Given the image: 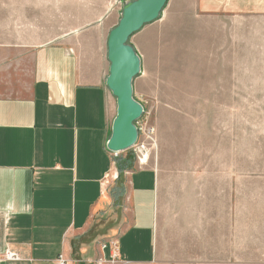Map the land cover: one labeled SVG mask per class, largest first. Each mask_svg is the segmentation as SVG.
Segmentation results:
<instances>
[{
    "label": "crops",
    "instance_id": "crops-1",
    "mask_svg": "<svg viewBox=\"0 0 264 264\" xmlns=\"http://www.w3.org/2000/svg\"><path fill=\"white\" fill-rule=\"evenodd\" d=\"M163 11H198L194 20L205 15L264 20V0H168ZM76 33L63 44L22 50L16 79L0 82L6 86L0 88V253L10 249L21 258L5 264H56L59 256L68 264H153L166 223L161 210L165 173L151 158L140 166L127 151L107 150L117 111L106 87L108 35L103 48L102 37ZM224 39L229 55L240 52V37L230 26L225 25ZM137 78L133 98L142 105L135 96ZM184 169L175 174V187L190 188L191 194L181 204L173 198L178 217L192 216L203 187L195 178L200 171ZM229 171H218L222 179L216 185L206 183L220 192L223 208L231 199ZM206 175L214 179L215 170ZM111 212L116 223L98 231V217ZM179 220L175 225L185 226V232L176 238L174 255L236 256L233 262L241 264L245 234L242 239L239 231L231 235L228 226L218 228L216 236L215 227L207 226V251L199 252L198 226ZM114 251L117 260H112Z\"/></svg>",
    "mask_w": 264,
    "mask_h": 264
},
{
    "label": "rangeland",
    "instance_id": "rangeland-1",
    "mask_svg": "<svg viewBox=\"0 0 264 264\" xmlns=\"http://www.w3.org/2000/svg\"><path fill=\"white\" fill-rule=\"evenodd\" d=\"M128 1L132 0H0V82L16 79L15 63L22 50L66 43L76 39V31L88 39L102 37L104 48ZM194 14L198 11H163L158 21L128 41L142 61L135 96L144 114L135 125L154 128L151 162L158 163L167 180L161 201L166 223L153 264H236V256L174 255L176 238L185 232V226L175 225L177 219L198 226L201 247L195 251H207L210 232L205 227H215L217 236L218 228L230 226L231 235H246L241 264H264V20L246 15L194 20ZM225 25L240 37L241 56L238 48L227 52ZM127 153L135 159L132 150ZM181 168L200 171L195 178L203 187L192 216L178 217L173 200L181 204L191 194L190 188L175 187ZM210 169L215 170L214 179L206 175ZM221 169L230 170L227 208L220 192L206 184L220 182ZM115 219L114 212L108 218L99 216L95 227L103 231ZM216 249L215 245L213 252Z\"/></svg>",
    "mask_w": 264,
    "mask_h": 264
},
{
    "label": "water",
    "instance_id": "water-1",
    "mask_svg": "<svg viewBox=\"0 0 264 264\" xmlns=\"http://www.w3.org/2000/svg\"><path fill=\"white\" fill-rule=\"evenodd\" d=\"M168 0H132L121 10L118 24L107 38L109 75L106 87L116 99V118L112 123L107 150L119 154L136 144L135 125L144 113L143 106L133 98L132 81L140 75V59L128 45L129 39L145 26L159 20Z\"/></svg>",
    "mask_w": 264,
    "mask_h": 264
},
{
    "label": "built area",
    "instance_id": "built-area-1",
    "mask_svg": "<svg viewBox=\"0 0 264 264\" xmlns=\"http://www.w3.org/2000/svg\"><path fill=\"white\" fill-rule=\"evenodd\" d=\"M141 120L142 118L139 121ZM137 130L138 139L131 150L133 152L136 162L140 166H143L146 165L149 161L151 151L156 148L155 130L153 127L148 126L147 124L141 125L140 122L137 125ZM104 248L105 246H103V249ZM111 256L112 260H117L115 251L114 254H112ZM20 260L21 258L19 254L13 250L6 249L4 252L0 253V264H5L8 262H18ZM56 264H68V262L63 258V256H59L56 261Z\"/></svg>",
    "mask_w": 264,
    "mask_h": 264
},
{
    "label": "trees",
    "instance_id": "trees-1",
    "mask_svg": "<svg viewBox=\"0 0 264 264\" xmlns=\"http://www.w3.org/2000/svg\"><path fill=\"white\" fill-rule=\"evenodd\" d=\"M162 14V13H161ZM160 17H161V15H160ZM160 17H159V19H160ZM121 171V170H120Z\"/></svg>",
    "mask_w": 264,
    "mask_h": 264
}]
</instances>
